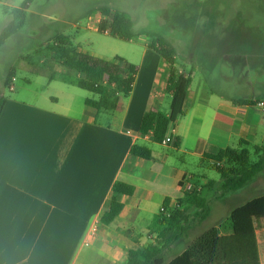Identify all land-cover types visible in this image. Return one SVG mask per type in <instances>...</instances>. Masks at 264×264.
I'll return each instance as SVG.
<instances>
[{
    "label": "crops",
    "instance_id": "obj_1",
    "mask_svg": "<svg viewBox=\"0 0 264 264\" xmlns=\"http://www.w3.org/2000/svg\"><path fill=\"white\" fill-rule=\"evenodd\" d=\"M88 30L98 31L96 25ZM148 43L129 50L126 60L137 72L130 94L114 111L96 113L84 101L97 96L80 95L76 86L44 73L29 101H5L0 111V264H126L135 248L162 251L169 262L202 229L188 226L185 235L167 244L161 238L156 243L151 234L165 199L173 208L187 184L212 180L189 167L205 170V154L238 148L241 142L250 151L264 144V110L237 103L264 101L259 97L264 91L256 88L257 75L264 76V53L258 50L239 56L244 67L233 79L218 73L217 80L192 54L186 65L175 55L173 68L191 81L183 115L166 132L173 143L142 138L143 115L150 110L168 115L171 101L166 89L170 67ZM76 47L106 60L118 56L100 53L99 46ZM53 71L65 72L59 65ZM135 144L149 149L150 158L132 156ZM116 181L132 186L133 194L120 197V214L104 225L100 218ZM243 189L251 191L248 201L264 195V168ZM253 225L264 264V217L254 218Z\"/></svg>",
    "mask_w": 264,
    "mask_h": 264
},
{
    "label": "trees",
    "instance_id": "obj_2",
    "mask_svg": "<svg viewBox=\"0 0 264 264\" xmlns=\"http://www.w3.org/2000/svg\"><path fill=\"white\" fill-rule=\"evenodd\" d=\"M29 1L25 0L18 8L7 10V7H4V13L10 20L0 32V48L23 27L27 16L25 9ZM253 1L264 4V0ZM99 14L98 31L101 33L108 29L109 35L126 42L136 37L132 31V21L126 14L107 8L100 9ZM147 46L170 67L166 88L171 96L170 113L167 115L152 110L146 112L141 120L139 132L151 133L152 140L161 144L169 126L174 125L177 118L183 115L186 91L191 80L173 68L176 52L166 40L156 38ZM43 51L47 53L50 62L64 69V76L69 73L77 75L73 79L63 76L60 77L61 80L97 96L96 100L84 101V104L96 113L114 111L119 99L127 97L132 90L137 69L121 57L112 60L94 57L78 50L71 39L62 34L51 38ZM13 75L14 69L10 68L3 82L4 87H9ZM256 102L242 99L237 103L252 106ZM246 146V142H241L238 148L228 147L203 156L208 168L218 174L219 181L210 180L206 185L200 186L197 180L192 184V190L184 192L182 197L176 200L173 208L168 207L169 200L165 199L151 227L156 243L159 238L165 240L166 244L178 240L188 232V226H197L199 221L205 220L211 212L205 195L213 190L215 185L219 184L224 194L233 193L246 187L262 172L264 144L253 147L251 151ZM129 152L132 156L143 159H149L151 155L149 149L137 144L132 145ZM132 194V186L116 181L111 188L108 210L100 218L101 223L108 225L112 222L123 208L120 197ZM262 217L264 195L234 208L218 228L211 227L196 235L186 249L169 262L164 261L162 251L135 248L129 250L126 264H260L253 220ZM196 218L198 220L195 222L193 219Z\"/></svg>",
    "mask_w": 264,
    "mask_h": 264
},
{
    "label": "rangeland",
    "instance_id": "obj_3",
    "mask_svg": "<svg viewBox=\"0 0 264 264\" xmlns=\"http://www.w3.org/2000/svg\"><path fill=\"white\" fill-rule=\"evenodd\" d=\"M24 1L0 0V32L10 20L4 7L7 10L18 8ZM102 8L122 12L131 19L136 37L130 43L109 36L110 32L105 35L88 30L95 25L98 30L96 21H100L99 10ZM25 10L27 16L23 27L0 48V110L5 101L15 98L29 101L30 95L38 92L40 73L45 77L51 74L64 76L53 71L55 64L43 51L57 34L68 36L75 47L78 44L91 48L99 46L100 53L109 55L115 51L117 57L125 60L129 59V50L144 41L162 38L175 48L177 63L186 65L192 54L193 60L198 58L200 64L210 68L211 80H217L218 73L232 79L235 73L238 75L244 67L239 56L245 51L264 53V4L253 0H30ZM10 68L14 69L9 84L13 88L11 91L3 85ZM260 68H264V63ZM64 77L71 79L77 75L69 73ZM256 88L264 91L262 73L256 77ZM50 89L49 93L53 92ZM75 90L80 95L96 96L77 87ZM43 94L47 96V93ZM206 169L189 167V171L205 173L207 178L219 181L215 171ZM219 187V184L215 185L205 195L211 212L205 220L199 221L197 226L202 229L196 235L220 225L234 208L251 198V191L241 189L224 194ZM151 234L154 235L152 231Z\"/></svg>",
    "mask_w": 264,
    "mask_h": 264
},
{
    "label": "built area",
    "instance_id": "obj_4",
    "mask_svg": "<svg viewBox=\"0 0 264 264\" xmlns=\"http://www.w3.org/2000/svg\"><path fill=\"white\" fill-rule=\"evenodd\" d=\"M103 34L108 35V34H109V30L106 29L105 31H103ZM12 79H13V78H12ZM8 88H9L10 91L13 90V88H12L11 85H10ZM255 105H256L258 108H260L261 110H264V101H257V102L255 103ZM140 136H141L142 138H149V137H151V133L140 134ZM172 143H173V140H172V138L169 137V136H165V138L161 141V144H163V145H169V144H172ZM199 184H200V186H204V185L207 184V182H206V180H200ZM187 185H188V186H187L188 191H190V190L193 189V185H192V184H187Z\"/></svg>",
    "mask_w": 264,
    "mask_h": 264
}]
</instances>
